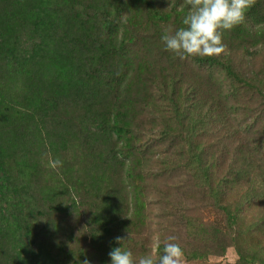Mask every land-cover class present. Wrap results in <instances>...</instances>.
Returning a JSON list of instances; mask_svg holds the SVG:
<instances>
[{
    "label": "rangeland",
    "instance_id": "374dc122",
    "mask_svg": "<svg viewBox=\"0 0 264 264\" xmlns=\"http://www.w3.org/2000/svg\"><path fill=\"white\" fill-rule=\"evenodd\" d=\"M257 15L238 26L242 30L225 32L223 65L199 58L182 61L165 50L161 35L182 27L181 20L150 27L138 18L137 43L130 44L125 60L131 77L125 81L132 86L127 101L135 115L124 141L117 140V147L128 143V158L112 167L104 190L112 202L119 197L123 207L119 203L109 214L100 195L92 200L79 191L60 201L67 213L52 212L44 225L54 218L58 232L52 235V247L62 244L65 263L110 264L109 252L120 246L116 237L134 255L151 251L158 258L169 236L184 250L182 264H242L237 247L258 252L264 260V37L247 31L248 25L253 30L262 26L263 16ZM42 31L37 24L23 31L19 53L29 56ZM108 70L114 71L111 66ZM90 73L102 78L111 74L101 65ZM173 77L175 94L169 90ZM105 128L88 125L85 130L115 140ZM65 152L64 157L72 155ZM206 167L214 187L223 191L222 202L235 214L228 234V217L211 198L202 172ZM119 220L126 224L117 226Z\"/></svg>",
    "mask_w": 264,
    "mask_h": 264
},
{
    "label": "trees",
    "instance_id": "16d2710c",
    "mask_svg": "<svg viewBox=\"0 0 264 264\" xmlns=\"http://www.w3.org/2000/svg\"><path fill=\"white\" fill-rule=\"evenodd\" d=\"M168 2L0 0V264H67L62 244L52 247V235L58 232L54 218L48 227L44 222L52 212L67 213L59 202L73 191L92 200L100 195L109 214L119 203L123 207L119 197L112 202L104 190L112 167L128 158V143L117 147V140L129 133L135 115L127 101L132 86L125 81L131 78L125 60L130 44L137 43L139 17L150 27L182 19L187 0ZM257 13L263 16L262 26L253 30L248 25L247 31L264 37V0H252L246 20ZM36 24L44 32L24 56L18 50L20 35ZM203 60L224 63L220 58ZM98 65L111 77L91 75ZM173 83L171 94L177 91L174 77ZM175 99L171 97L173 103ZM88 125L106 127L117 138L93 136L85 130ZM69 150L72 155L64 157ZM208 169L202 172L211 198L228 217V234L235 214L222 202L223 191L214 187ZM120 221L117 226L126 224ZM110 228L105 226L108 235ZM237 251L242 264L264 261L258 252Z\"/></svg>",
    "mask_w": 264,
    "mask_h": 264
},
{
    "label": "clouds",
    "instance_id": "9594fccd",
    "mask_svg": "<svg viewBox=\"0 0 264 264\" xmlns=\"http://www.w3.org/2000/svg\"><path fill=\"white\" fill-rule=\"evenodd\" d=\"M251 4L252 0H187V11L181 19L183 26L165 29L161 35L165 50L182 61L220 58L226 54L225 32L245 22ZM124 241L116 237L120 246L109 252L110 264H182L184 250L174 236L164 241L158 258L151 251L136 256Z\"/></svg>",
    "mask_w": 264,
    "mask_h": 264
}]
</instances>
